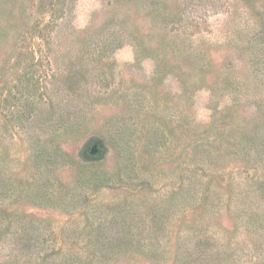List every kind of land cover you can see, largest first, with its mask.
<instances>
[{
	"label": "rangeland",
	"instance_id": "1",
	"mask_svg": "<svg viewBox=\"0 0 264 264\" xmlns=\"http://www.w3.org/2000/svg\"><path fill=\"white\" fill-rule=\"evenodd\" d=\"M0 264H264V0H0Z\"/></svg>",
	"mask_w": 264,
	"mask_h": 264
},
{
	"label": "water",
	"instance_id": "2",
	"mask_svg": "<svg viewBox=\"0 0 264 264\" xmlns=\"http://www.w3.org/2000/svg\"><path fill=\"white\" fill-rule=\"evenodd\" d=\"M99 147H100V145L98 144V143H94V144H92L91 145V149H92V152L94 153H96V152H98L99 153Z\"/></svg>",
	"mask_w": 264,
	"mask_h": 264
},
{
	"label": "trees",
	"instance_id": "3",
	"mask_svg": "<svg viewBox=\"0 0 264 264\" xmlns=\"http://www.w3.org/2000/svg\"><path fill=\"white\" fill-rule=\"evenodd\" d=\"M90 151H92V149H91ZM90 151H89V152H90ZM105 184H107V182H105Z\"/></svg>",
	"mask_w": 264,
	"mask_h": 264
}]
</instances>
